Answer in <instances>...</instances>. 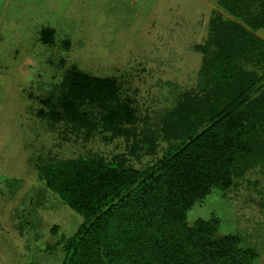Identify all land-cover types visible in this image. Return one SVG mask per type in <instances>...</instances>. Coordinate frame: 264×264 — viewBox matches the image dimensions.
<instances>
[{"label": "rangeland", "instance_id": "obj_1", "mask_svg": "<svg viewBox=\"0 0 264 264\" xmlns=\"http://www.w3.org/2000/svg\"><path fill=\"white\" fill-rule=\"evenodd\" d=\"M21 1H10L8 15H0V264H61L60 239L72 235L83 216L45 184L40 165L125 155L143 166L163 156L168 143L160 139L157 152L132 155L123 136L110 140L102 127L88 136L50 120L46 95L55 98L60 83L73 84L80 74L115 81L117 102L135 114L126 125L156 129L181 93L202 92L203 57L209 54L196 47L213 36L210 18H241L219 0ZM255 32L264 39V28ZM238 60L264 77L261 62ZM86 94L84 100L94 98ZM212 217H219V235H238L264 264V163L226 190L213 188L188 212L190 223Z\"/></svg>", "mask_w": 264, "mask_h": 264}, {"label": "trees", "instance_id": "obj_2", "mask_svg": "<svg viewBox=\"0 0 264 264\" xmlns=\"http://www.w3.org/2000/svg\"><path fill=\"white\" fill-rule=\"evenodd\" d=\"M219 2L249 28L219 13L210 18L213 36L196 47L209 54L202 92L181 93L156 129L126 125L135 114L117 102L115 81L80 74L73 84L60 83L55 98H44L53 122L88 136L102 127L110 140L123 136L132 155L157 152L160 139L168 143L163 156L143 166L125 155L40 165L45 184L83 216L78 229L60 239L61 264H258V251L243 247L238 235L218 234L219 217L188 220L213 188L226 190L264 163V77L238 63L243 57L264 65V39L255 32L264 28V0ZM85 91L94 98L84 100Z\"/></svg>", "mask_w": 264, "mask_h": 264}, {"label": "crops", "instance_id": "obj_3", "mask_svg": "<svg viewBox=\"0 0 264 264\" xmlns=\"http://www.w3.org/2000/svg\"><path fill=\"white\" fill-rule=\"evenodd\" d=\"M12 0H0V15L1 17H6L8 15V6H9V2ZM22 2L21 0H18V3ZM2 19L0 18V21Z\"/></svg>", "mask_w": 264, "mask_h": 264}]
</instances>
